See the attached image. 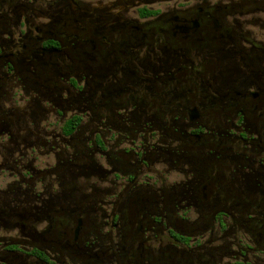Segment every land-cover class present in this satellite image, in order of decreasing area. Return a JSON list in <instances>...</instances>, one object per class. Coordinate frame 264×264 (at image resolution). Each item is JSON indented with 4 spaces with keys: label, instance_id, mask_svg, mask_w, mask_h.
I'll return each mask as SVG.
<instances>
[{
    "label": "flooded vegetation",
    "instance_id": "af4514ba",
    "mask_svg": "<svg viewBox=\"0 0 264 264\" xmlns=\"http://www.w3.org/2000/svg\"><path fill=\"white\" fill-rule=\"evenodd\" d=\"M0 264H264V0H0Z\"/></svg>",
    "mask_w": 264,
    "mask_h": 264
},
{
    "label": "rangeland",
    "instance_id": "374dc122",
    "mask_svg": "<svg viewBox=\"0 0 264 264\" xmlns=\"http://www.w3.org/2000/svg\"><path fill=\"white\" fill-rule=\"evenodd\" d=\"M168 214H169V215H171V211H170V208H169V206H168Z\"/></svg>",
    "mask_w": 264,
    "mask_h": 264
}]
</instances>
